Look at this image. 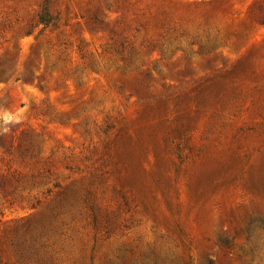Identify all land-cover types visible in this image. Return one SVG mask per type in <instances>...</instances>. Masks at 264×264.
<instances>
[{
    "label": "rangeland",
    "instance_id": "rangeland-1",
    "mask_svg": "<svg viewBox=\"0 0 264 264\" xmlns=\"http://www.w3.org/2000/svg\"><path fill=\"white\" fill-rule=\"evenodd\" d=\"M44 2L0 0V264H264V0Z\"/></svg>",
    "mask_w": 264,
    "mask_h": 264
},
{
    "label": "trees",
    "instance_id": "trees-1",
    "mask_svg": "<svg viewBox=\"0 0 264 264\" xmlns=\"http://www.w3.org/2000/svg\"><path fill=\"white\" fill-rule=\"evenodd\" d=\"M51 0H45L42 10L39 13L38 26L50 27L55 26L57 19H54L50 13ZM32 31H29L27 35H31Z\"/></svg>",
    "mask_w": 264,
    "mask_h": 264
}]
</instances>
